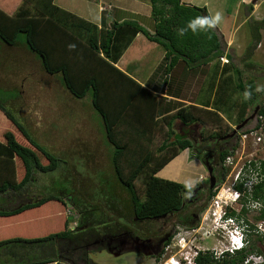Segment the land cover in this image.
Listing matches in <instances>:
<instances>
[{
    "label": "trees",
    "instance_id": "trees-1",
    "mask_svg": "<svg viewBox=\"0 0 264 264\" xmlns=\"http://www.w3.org/2000/svg\"><path fill=\"white\" fill-rule=\"evenodd\" d=\"M148 2L153 19L152 32L133 19L113 21L109 27L97 26L52 0H21L12 13L0 8L1 41L14 44L17 33L23 32L26 48L38 56L44 71L59 73L62 86L72 97L89 96L90 105L99 116L106 139L112 146V168L117 181L128 193L135 220L155 218L179 209L196 185L207 182L205 178L189 187L155 174L184 147L193 151L205 166L210 165L215 178L220 179L225 172L221 161L236 144L230 143L235 135L233 127L243 118H247L246 122L249 120L244 101L238 104L239 109L232 119L234 126H229L216 110L224 104L220 95L215 99L218 91L211 98L210 95L200 96L196 104L164 101L163 96L141 85L114 64L138 31L164 50L155 69L159 70L160 84L169 83L170 74L178 63L188 70L205 66L211 58L218 57L219 39L204 6L180 0ZM200 20L208 22L201 24ZM254 25L264 30V8ZM229 67L230 64H223L222 72ZM234 71L237 73V68ZM236 79L234 88L244 91L246 99L252 100L258 92L255 78ZM0 110L7 119L0 134V191L11 188L14 196L34 178L35 171L52 170L60 165L62 158L47 150L1 101ZM256 111L264 116V102L257 104ZM173 121L182 125L205 124L209 130L206 133L200 130L197 140L190 136L169 138L173 134ZM210 138V146L197 144L199 141L209 143ZM153 143L155 146L152 147ZM122 160L127 165L124 172ZM261 163L263 177L253 193L262 200L259 215L263 216L264 159ZM137 177L142 184L140 192L134 184ZM212 187L206 186L201 203L194 204L186 224L191 225L192 214L200 212L206 204L213 193ZM44 190L38 197L11 207H0V264H38L50 261L54 256L75 264L74 250L76 257L86 262L85 249L104 247L103 239L116 234L113 232L115 225L117 232L124 231L137 237L126 224H99L98 219L91 218L83 209L77 224L69 228L63 199L69 194L62 188L54 192ZM70 199L76 204L84 203L76 196H70ZM86 222L90 226L84 224L82 227ZM78 237L90 238L92 244L84 245L76 239ZM76 243L80 246H75ZM42 249H49L52 254L35 256V252ZM242 255L243 252H237L216 261L209 254L199 253L195 261L197 264H236Z\"/></svg>",
    "mask_w": 264,
    "mask_h": 264
},
{
    "label": "rangeland",
    "instance_id": "rangeland-1",
    "mask_svg": "<svg viewBox=\"0 0 264 264\" xmlns=\"http://www.w3.org/2000/svg\"><path fill=\"white\" fill-rule=\"evenodd\" d=\"M14 1L15 0H13V2ZM197 1H200V3L202 1H206L205 4L210 13H207L208 17L217 21L221 15V17H223L224 14L228 15L230 13L231 15L233 13L234 21H236L235 23L238 24L240 22V17L247 14L245 20V22H247L246 24L236 26L235 28L233 24L231 26L230 34L234 36L239 35L238 37H240L244 32V30L246 29L245 26L247 24L252 27L255 21L259 20L261 12L264 8V0ZM217 17L219 18L217 19ZM218 35L221 36V34ZM220 36L219 39L222 43L221 48H224V44L221 41L222 37L220 38ZM23 41L24 33L20 31L16 35V42ZM255 44L256 41L255 39H253L250 45L253 46ZM250 45L237 52L233 63H235V67L240 71L241 76H243L244 78H248L249 76L255 78L258 90L257 95L252 98V100H248L245 97V93L242 94V91H240L239 89L234 88V90L231 92L227 91L228 86L225 87V82L220 79L221 89L218 90L215 97V99L217 100L218 95H220L221 97L219 99H221L224 104L227 103V105H229L230 102L231 111L238 108L237 103H243L242 101H244L246 105L249 106V114L255 111V106L253 107V105L264 102V53L263 56L260 57V60H262V62L253 60L250 63H242L243 60L248 58V53L250 49H252V47H249ZM0 47L3 49V41L1 40ZM19 47L20 45L15 48V51H18ZM261 47H263L264 49V38L261 42ZM228 51L233 53V49L231 48H228ZM29 65H31L32 70H30L28 79H26V88L21 93V101L26 102L27 108L20 109L19 115H21L30 124V126L28 127L31 132L38 138L39 142L45 148H47V150L62 158L58 167L48 171H36L34 173L36 182L42 184L49 183V189L45 190H49L51 192L57 191L59 188L66 190L69 196L65 195L63 197L65 201H67V199H70V196L71 198L72 196H76L77 199L81 200H93L97 202L98 205L102 206L101 210H104L106 216L108 215V220L109 216L111 217L119 215L120 220L118 217H116L117 224L120 225L121 223H124L129 230L135 231L137 237L133 238L124 231L117 232V227L115 225V228H113V232L116 234H112V236H109L108 239L106 237L103 239V249H96V247L93 248L92 246L91 248L89 247L90 250L88 252V259L90 258L95 261L97 260L101 264H159L160 253H158V251L161 250L164 244L165 235L167 233L168 235H171L177 230L181 233L183 231H186L185 228L195 225L197 221H199L202 215L201 210L203 209H201L200 212L198 211L197 215H192L194 217V220H191V225L186 224L188 219L185 212L187 211L186 208L188 210H193L194 207L185 206H183L182 208L180 207L179 209L172 212L165 213L159 217L135 220L130 210L128 193L126 189H124V187L120 184V182L117 181L115 172L112 168V146L109 145L110 143L106 139L103 125L96 111L88 110L89 105L86 104L88 95L80 98L72 97L59 82L60 75L58 73H54L52 75L54 79L46 74L37 76L38 71L36 65L31 63H29ZM11 66L14 67V69H19L21 67L18 66H21V63H10V70ZM229 69H231V67H229ZM12 74H14L11 75L12 77H14L12 78L13 83L18 84L19 80L17 79L16 73L12 72ZM55 80L59 86L55 85ZM223 91L224 94L229 95L227 100H224L225 95L219 94ZM0 94L4 96L10 95L11 97H17L19 95L17 93V89L12 88L7 91L4 89V87L2 88L1 86ZM50 105L53 108H51ZM223 111L225 112L229 110H227L226 108ZM256 112L257 111H255V113ZM48 115L51 116V119ZM39 116H41V118ZM46 116H48V118H45ZM35 117L39 119L37 120V122L34 121ZM249 119L252 120V116L249 117ZM250 122L251 121H247L244 124L246 125ZM191 124V126H194V134H191L189 136L193 139H199V128L203 131V133H206L207 130H209V127L205 124ZM175 128L177 127L175 126ZM211 141L212 140L210 138L209 143L205 141H199L197 144L200 147H203L204 145L206 147V144H208V146L212 144ZM247 141L250 143V149L256 147V145L253 144L252 138H249ZM233 142L234 144L236 142L235 135L230 140V143ZM99 143L109 148L108 153L105 152V148H100ZM151 145L153 147L155 146V143ZM236 145L237 144H235L234 147ZM68 147L72 149L70 154L66 152V149ZM84 147L87 148L89 152L85 153ZM195 149L197 150V148ZM121 162V170L124 172L127 168V165L123 162V160ZM205 176L207 179V173ZM215 180L219 179L215 178ZM134 184L139 191L142 186L139 177L134 180ZM97 185H100L103 188L106 186L105 191H100ZM206 186L207 182L204 185H201L200 188L202 192L205 190ZM31 193H33V197L40 196L38 195L40 194L39 191H32ZM202 199L199 200L197 204L201 203ZM209 199L210 197L207 201H209ZM55 203L58 204L57 202ZM69 203V206H72L75 209V213H77L78 211L76 217L77 220L79 217V212H81L82 209L83 211L89 209L90 205H92L86 204L89 202L76 204L73 199H70ZM115 204H117L119 207L115 206ZM96 207L97 208H92V211H96V209H99L98 206ZM64 209H66V204ZM106 216L104 219L105 221H107ZM94 218L99 220L104 217H99V215L97 214L94 216ZM205 222L207 224H210L209 216L207 217V219H205ZM112 224H114V222ZM95 226L99 228V225L95 224ZM198 230H203V228H198ZM155 238L156 242L153 241V239ZM76 239H79L80 243H83L84 245L92 244V240L90 238L86 239L84 237H78ZM212 241V239L206 237L203 240L199 241V243L209 246ZM74 245L80 246L79 243H76ZM259 246L263 251V260L258 264H264V245L260 244ZM108 247L109 249L111 248L112 252L107 251ZM250 249L259 250L260 248L255 244L254 240H251ZM116 251H118L119 254H116ZM51 252L52 251L49 249H42L40 251H36L35 256L40 257L44 255H50L52 254ZM75 254L76 252L74 250L72 255ZM135 258H137V260H135ZM73 259L75 264H82L81 258L73 256ZM239 261L237 260L236 264H238Z\"/></svg>",
    "mask_w": 264,
    "mask_h": 264
},
{
    "label": "crops",
    "instance_id": "crops-1",
    "mask_svg": "<svg viewBox=\"0 0 264 264\" xmlns=\"http://www.w3.org/2000/svg\"><path fill=\"white\" fill-rule=\"evenodd\" d=\"M20 1L21 0L19 1L15 0L14 2L13 0H6V1L0 0V8L4 10L6 13H12L19 5ZM52 1L58 6L63 7L79 16H82L94 22L97 26L109 27L113 21L133 19L139 22L148 31L152 32L153 19L150 15V4L148 0H52ZM180 1L194 4L197 6H204L206 12L209 13L205 4L206 1H202L201 3L200 1L197 0H180ZM221 16L218 19V21L212 18H210V21L213 24L212 28L213 30L215 29V33L217 34L218 39L220 36L218 34H221L220 38L222 37L221 41L224 44V48H221L222 43L220 42L219 39L220 48L218 52V57L224 54L225 57L228 59L227 62L222 63L218 57L216 58L214 57L211 58L209 61H207L205 66L199 65L194 68H188V70L185 69L183 64L178 63L175 69L170 74L169 83L160 84V82L158 81L160 78L159 70H155V69L163 56L164 50L157 42L148 39L143 33L138 31L135 33V35L128 43V45L122 50L121 54L118 56L114 64L123 71H125L129 76L134 78L136 81H138L141 85L147 87L149 90H151L158 96H163L164 101L175 100L186 104L188 103L196 104V101L198 100L197 98H199L200 96L203 97L206 95H210L211 98L212 96H214L215 92L221 89L220 79H222L225 82V87L228 86L227 91L231 92L234 90L235 82L237 80L236 78L238 77L239 79H242L243 77L241 76L240 71L238 69H237L238 70L237 73H235L234 71V69L236 68L234 65L235 63H233L234 62L233 60H235L234 59L235 55H237V52H239L241 49H244L245 47L250 45L252 43V40L255 39L256 44L253 46L252 45L249 46L252 47V49H250L248 53V58L243 60L242 63H250L253 60L262 62V60H260V57H262L264 53L263 52L264 49L263 47H261V42L264 38V30L261 27L255 28V25H252L251 27L249 24H247L245 26L246 29L244 30V32L241 34L240 37H238L239 35L234 36L230 34L232 24L234 25V28L236 26H241L242 24H246L247 22H245V20L247 14L242 15V17H240V22L238 24H236L235 23L236 21H234L233 13L231 15L230 13L228 15L224 14L225 17L224 16L221 17ZM19 45H20L19 50L15 51V48ZM228 48L233 49V53L229 52ZM10 63L12 64L21 63V66H18L21 68L14 69V67L11 66V70H10ZM29 63L36 65L38 71L37 76L38 75L42 76L46 74L52 79H54V77L52 76L54 73H48L43 70L40 59L36 54L30 52L26 48L24 41L23 42L15 41L14 44H7L3 42V49L0 47V86L2 88L4 87V89L7 91L12 88H15L17 89V93L19 95L17 97H11L10 95L4 96L0 94V101L7 110L12 112V115L16 116L18 121L23 123L24 126L29 131H31L28 127L30 126V124L21 115H19L20 109L27 108L26 102L21 101L22 100L21 93L26 88L25 87L26 86L25 83L27 82L26 79H28L30 70H32V67L31 65H29ZM215 64H217V67H215ZM223 64H227V66H229L230 64L231 69L228 68L225 72H222L221 66ZM12 72L16 73L17 79L19 80L18 84L13 83L12 78L14 77H12L11 75L14 74H12ZM166 76H168V74ZM59 82L61 83L60 77H59ZM55 85L59 86L56 80H55ZM209 85H211V89H209ZM219 94L225 95L224 100H227L229 96L224 94V91ZM242 94H244V91H242ZM86 104L89 105L88 110L92 111L93 109L89 102V96ZM50 107L53 108L51 105ZM206 107H210V106H206ZM226 108L229 111H225L224 113L223 110ZM246 108L247 110H249V106H246ZM237 109H239V107L231 111L230 102L229 105H227L226 103L216 108L218 114L223 118L224 121L227 122L229 126H234L232 119ZM48 116H46L45 118H48ZM39 117L41 118V116ZM37 120L39 119L35 117L34 121L37 122ZM6 123H7V119L3 111L0 110V134L4 130L3 128L6 126ZM191 125L192 124L187 126V128H190ZM175 126L177 128H175ZM185 127L186 125L184 126L182 124L175 125V122L173 121L172 122L173 134L169 138L175 136L189 137L190 134L188 133V131L186 132ZM180 129L182 130L181 133L176 134L177 131H179ZM200 130L201 129L199 128V131ZM35 138L38 140L36 136ZM99 145L100 148L101 147H103V149L105 148V152L108 153L109 151L108 147L102 145L101 143H99ZM71 151L72 149L70 147L66 149V152L69 154ZM84 151L85 153L89 152L88 149L85 147H84ZM190 152L191 150L188 147H184L178 150V152H176L170 159H168L161 167H159L156 170L155 174L163 178H168L181 182L182 184L189 187L193 186L198 181L204 179L206 177L205 175L207 172L205 165H203V163L195 155V153L193 151L191 153ZM97 186L99 187L100 191H105L106 189V186L104 188L100 185ZM44 189H49V183H43V184L37 183L35 177L31 178V180L23 187L22 192H18L14 196H12L11 188L8 187L4 188V190L0 191V207H11L17 203H21L23 201L29 200L33 198L32 196L33 193H31L32 191H37V192L39 191V193L41 194V191ZM69 200L70 199H67L66 201V208H69L71 212H75V209L72 206L71 207L69 206L70 205ZM82 200L85 203L89 202L86 204H92L90 205L89 209H86L91 218H94V216L97 214L99 215V217L100 216L104 217L98 220L99 224L100 223L107 224L110 222H114V224H117L116 217H118L120 220L119 215H115L111 217L109 216V220H108V215L106 216L104 210H101L102 206L98 205L97 202L90 199L88 200L82 199ZM96 206H98L99 209H96V211H92V208H97ZM115 206L119 207L117 204H115ZM105 216L107 221H103L105 219ZM84 224L90 226V223L87 222L83 223L81 226L84 227L85 226ZM103 248L104 247H102L101 249ZM85 250L86 251L84 252V255L87 256L88 258V252L90 249L88 248ZM107 251L112 252L111 248L109 249V247L107 248ZM116 254H119V252L116 251ZM73 256L76 257V255ZM135 260H137V258H135ZM38 264H71V263L68 260L61 258L60 256H54L53 259H51L50 261L38 263ZM82 264H101V263L98 262L97 260L95 261L89 258L86 262L82 260Z\"/></svg>",
    "mask_w": 264,
    "mask_h": 264
},
{
    "label": "built area",
    "instance_id": "built-area-1",
    "mask_svg": "<svg viewBox=\"0 0 264 264\" xmlns=\"http://www.w3.org/2000/svg\"><path fill=\"white\" fill-rule=\"evenodd\" d=\"M218 58L222 63L228 61L224 54ZM248 121L251 122L235 130L237 145L222 159L225 172L214 181L213 193L203 206L199 221L185 228L186 231L177 230L169 236L159 252V264H197L195 256L199 253L209 254L218 261L243 252L238 264H258L263 260L259 246L264 245V215H259L263 204L253 190L263 177L264 116L256 112ZM247 138H252L256 147L250 149ZM65 216L69 228H73L77 213L66 208ZM208 216L210 224L205 222ZM206 237L213 240L209 246L199 243ZM251 240L259 250L250 249Z\"/></svg>",
    "mask_w": 264,
    "mask_h": 264
},
{
    "label": "flooded vegetation",
    "instance_id": "flooded-vegetation-1",
    "mask_svg": "<svg viewBox=\"0 0 264 264\" xmlns=\"http://www.w3.org/2000/svg\"><path fill=\"white\" fill-rule=\"evenodd\" d=\"M257 106V105H256ZM256 108V107H255ZM255 114V113H254ZM253 114V115H254ZM253 117V116H252ZM176 125H180V123L179 122H177L176 123ZM190 124H187L186 125V132L188 131V133L191 135L194 131H193V128L194 127H190V128H187V126H189ZM185 126V125H184ZM181 129L179 130V131H177V133L176 134H179V133H181ZM194 134V133H193ZM197 186V185H196ZM194 187L193 188V190H192V192L189 194V196L186 198V200L184 201V202H182V205H181V208L183 207V206H185V207H193L194 206V204H196L199 200H201L202 199V190H201V188L200 187ZM186 215H187V219L189 218V211L191 212V211H194V210H188L187 208H186ZM192 215H197V213H193ZM182 216H183V214H182ZM157 237H159V236H157ZM156 240V238L155 239H153V241L154 242H156L155 241ZM149 241H151V240H149ZM217 261V260H216Z\"/></svg>",
    "mask_w": 264,
    "mask_h": 264
},
{
    "label": "water",
    "instance_id": "water-1",
    "mask_svg": "<svg viewBox=\"0 0 264 264\" xmlns=\"http://www.w3.org/2000/svg\"><path fill=\"white\" fill-rule=\"evenodd\" d=\"M256 111V108H255ZM255 111H253L252 113H250L248 115V117L253 116V114L255 113ZM247 118H243L239 123L235 124V126L233 127V131H235L237 128L241 127L245 122H246ZM206 172H207V187H212L215 181V175L212 173V167L210 165H206ZM205 183H201L199 185H197L196 187H201V185H204ZM168 235V233L165 235Z\"/></svg>",
    "mask_w": 264,
    "mask_h": 264
},
{
    "label": "clouds",
    "instance_id": "clouds-1",
    "mask_svg": "<svg viewBox=\"0 0 264 264\" xmlns=\"http://www.w3.org/2000/svg\"><path fill=\"white\" fill-rule=\"evenodd\" d=\"M219 17H217V19H218ZM208 21H206V20H200L199 21V23H201V24H204V23H207ZM206 178V177H205Z\"/></svg>",
    "mask_w": 264,
    "mask_h": 264
}]
</instances>
